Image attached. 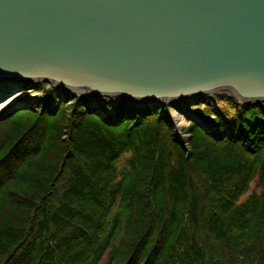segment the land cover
Instances as JSON below:
<instances>
[{"label":"trees","instance_id":"trees-1","mask_svg":"<svg viewBox=\"0 0 264 264\" xmlns=\"http://www.w3.org/2000/svg\"><path fill=\"white\" fill-rule=\"evenodd\" d=\"M48 90L0 120V264H264V102L186 148L172 105L110 125Z\"/></svg>","mask_w":264,"mask_h":264},{"label":"water","instance_id":"water-1","mask_svg":"<svg viewBox=\"0 0 264 264\" xmlns=\"http://www.w3.org/2000/svg\"><path fill=\"white\" fill-rule=\"evenodd\" d=\"M0 80L15 82L7 98L41 81L129 104L224 88L259 105L264 0H0Z\"/></svg>","mask_w":264,"mask_h":264},{"label":"rangeland","instance_id":"rangeland-1","mask_svg":"<svg viewBox=\"0 0 264 264\" xmlns=\"http://www.w3.org/2000/svg\"><path fill=\"white\" fill-rule=\"evenodd\" d=\"M33 84V83H32ZM50 87L55 89L56 95L53 98V101H55L58 104V108L61 105V103L65 104H71L74 102V97L78 96L77 93L78 91L74 90H69L66 93H63V91L58 88L57 86H54L53 84L49 82H41V81H36L33 85L27 86V90H24L23 92L17 93L14 96V101L10 100L8 103L5 104V113L2 115H6L7 113L11 112V109L16 108L20 106L23 102H28L30 104V107L37 108V103L40 102L42 99V96L47 94L49 92L48 88ZM11 91H8L5 95L4 98L9 95ZM87 99L89 100V106H90V111H97L102 119L112 122V123H117V120L115 117L117 116L118 113V107L120 103H126L128 105H148L151 107L158 106V104L155 105H149V104H144L142 102H136L132 101V104H129L127 99L123 96H118V95H99L97 98L98 100L94 101V98L91 99L90 96H86ZM85 98V97H84ZM186 102L183 104H170V103H163L161 105H172L170 108V115H171V124L174 127V130L178 134H182V138L185 137L186 134V127L189 125L190 122H197L200 126L204 128L207 132H209L213 136H219L220 131L224 132L225 135L232 137L235 134V122L236 118L239 116L241 113V105L245 103H240L236 95L230 91L229 89H222L216 92L212 93V99L208 101H203L199 98H195L198 101H192L193 97H188ZM194 99V100H195ZM63 100V101H61ZM3 102V100H0ZM0 102V104L2 103ZM248 103L247 101H244ZM107 106L109 109H112V112H107L102 111L103 106ZM159 105V106H161ZM255 105V104H253ZM204 106L211 107L214 109V114L211 115V119H206L204 120L201 117V112ZM179 110L183 116V119H181L180 123L178 122L177 124H180V126L177 127V124H175V115L179 114ZM206 114H209V110L207 109ZM105 116V117H104ZM216 116V118L214 117ZM214 118V120H213ZM183 121V123H182ZM184 145H187L189 142V139L187 140L184 139L182 140Z\"/></svg>","mask_w":264,"mask_h":264},{"label":"bare ground","instance_id":"bare-ground-1","mask_svg":"<svg viewBox=\"0 0 264 264\" xmlns=\"http://www.w3.org/2000/svg\"><path fill=\"white\" fill-rule=\"evenodd\" d=\"M15 82L12 81V80H0V100H4L1 104H0V114H3L5 112V104L8 103L10 100L14 101V96H10V97H5L4 98V95L8 92V91H11L14 87H15ZM224 88H219V89H216L214 91H209V92H206V93H202V94H199V95H196L194 96L192 101H198L196 100L195 98H199L203 101H208V100H211L212 99V93L213 92H216V91H219V90H222ZM63 91V93H66L67 91H69L70 89H65V88H62L61 89ZM72 90V89H71ZM70 90V91H71ZM230 90V89H229ZM78 92L82 93L83 95H86V96H90L91 99L94 98V101L95 100H98L97 98H99L98 94L94 93V92H91L89 90H78ZM233 92V91H232ZM238 98V100L240 101V103H246L244 101H247L243 98H240L238 96H236ZM188 99L190 98H181V99H177V100H174L176 101L177 103H180V104H183L184 102H186ZM195 99V100H194ZM156 101V100H155ZM157 101H162V100H157ZM139 102H147V101H139ZM248 102H252V101H248ZM148 103H151L148 101ZM166 103H169V102H166ZM153 104V103H152ZM251 104H255V103H251ZM102 111H105V113L107 112H112V109H109L107 106H103L102 107ZM179 114H176L174 117L175 119L173 120V122L175 121V124H177L178 122L180 123L181 119H183V116L179 110ZM183 123V121H182ZM181 124V123H180ZM180 124H177V127L180 126Z\"/></svg>","mask_w":264,"mask_h":264}]
</instances>
